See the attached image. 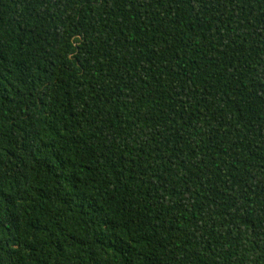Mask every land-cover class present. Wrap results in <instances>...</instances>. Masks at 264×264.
Instances as JSON below:
<instances>
[{"label": "trees", "instance_id": "trees-1", "mask_svg": "<svg viewBox=\"0 0 264 264\" xmlns=\"http://www.w3.org/2000/svg\"><path fill=\"white\" fill-rule=\"evenodd\" d=\"M0 264H264V0H0Z\"/></svg>", "mask_w": 264, "mask_h": 264}]
</instances>
